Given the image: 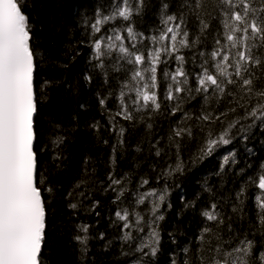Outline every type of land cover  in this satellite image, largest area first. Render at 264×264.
<instances>
[{"label":"trees","instance_id":"1","mask_svg":"<svg viewBox=\"0 0 264 264\" xmlns=\"http://www.w3.org/2000/svg\"><path fill=\"white\" fill-rule=\"evenodd\" d=\"M114 2L116 0H23L24 11L33 25L31 44L37 56V83L41 86L36 117L41 149L39 167L47 177L44 186L50 185L54 189L52 193H44L47 200L42 249L44 264H172L173 259L176 264H183L186 256L195 260L200 244L197 238L205 227H211L212 233L205 234L211 245L205 244L203 255H211L207 248L217 243V234L224 240L233 238V246L247 235L255 241L258 255L264 250L261 247L264 237L258 233L253 235L258 211L255 196L260 190L255 186L247 187L242 204L237 193L246 178L253 176L264 164V126L257 121L250 131H239L241 126L252 123L251 118L244 119L245 109L260 102V98L252 96L249 99L238 84H227L223 93L213 86L207 92L194 93V98L183 101L182 108L190 118L181 123V112L171 114L177 101L165 99L167 86L173 82L166 79L164 73L174 72L178 63L162 54L161 60L166 62L157 65V95L161 108L158 111L151 110V106L145 109L141 107L142 101L133 104L136 93L124 85L130 82L132 71L139 66L120 60L122 54L116 51L111 58L104 59L105 76L96 67L98 61L93 59L94 50L90 46L93 38L90 25L95 22L96 11L108 14ZM202 2L203 7L197 10L198 19L187 8H180L183 0H145L142 11L134 15L132 21L118 19L105 25L102 32L113 27L124 28L131 23L143 37L136 41L125 39L124 45L131 48L135 43L132 50L143 51L150 59L148 53L154 46L145 37L159 35L165 28L160 16L162 3L169 4V14L186 12L189 42L196 43L181 48L173 57L184 56L183 69L189 74L186 87L195 89L196 76L205 60L208 62L205 66L215 73L214 64L219 58L213 59L211 53L218 47L216 38L221 39V44H227L223 36V6L217 7L218 0ZM189 3L194 4L195 0H189ZM201 20L209 25L204 32L200 30ZM123 34L127 36V33ZM235 52L236 49H232L229 53L231 63L235 62ZM113 65L120 71H114ZM251 67L255 72V89L264 88V72L259 67ZM86 76L91 80H86ZM233 79L239 80L235 76ZM122 88L124 103L132 112L133 120L116 115L121 111ZM102 98L105 99L103 105L100 103ZM233 108L235 111L230 110ZM205 114H210L213 119H197ZM236 120L240 123L231 129L230 144L219 146L210 156L193 162L209 132L215 138ZM178 125L190 128L191 136L175 137L173 130ZM120 128L124 129L122 136ZM57 135L63 137L59 146L53 144ZM157 150L160 155L156 154ZM231 153H235V163H232ZM54 156L58 159L54 160ZM225 156H229L227 165L223 163ZM181 161L182 172L165 175ZM110 176L122 183L112 185ZM145 179L148 184L141 186ZM152 189L158 192L166 189L167 196L159 213L164 217L159 221V250L155 256H144L136 248L149 229L145 227L143 232L134 227L124 229L125 222L116 217L115 212L127 209L130 214L139 212L147 220L150 205L147 201L137 204L136 198L138 193ZM121 190L123 195L117 199ZM73 203L76 208L70 207ZM212 204H216V211L223 217L221 225L202 215ZM234 207L236 211H233ZM129 220L135 223L133 215ZM81 225L88 226L87 233L81 231ZM128 231L134 239L124 241L122 236ZM85 235L88 237L86 246L76 239ZM186 247L190 249L187 254L183 251Z\"/></svg>","mask_w":264,"mask_h":264},{"label":"snow or ice","instance_id":"2","mask_svg":"<svg viewBox=\"0 0 264 264\" xmlns=\"http://www.w3.org/2000/svg\"><path fill=\"white\" fill-rule=\"evenodd\" d=\"M144 4L145 0H116L110 6L111 10L108 14L100 10L96 11L95 22L90 25L93 37L90 46L94 50L93 59L98 61L96 67L107 76L104 59L111 58L112 53L116 51L122 54L119 57L120 60L134 66L138 65L139 67H135L132 71L130 82L124 87L136 93L133 104H140L142 101L141 107L148 109L151 106V110L158 111L161 104L157 95V65L166 62L161 60L163 54L174 58L178 63L174 72L164 73L165 78L173 82L167 86L165 99L177 101L171 114L176 115L177 112H181L183 114L181 123L190 118L189 113L184 112L182 108L185 99L194 98V93L207 92L213 86L215 90L223 93L227 84H238L240 90L249 99L252 96L260 98V102L250 109H245L244 119L251 118L252 123L246 127L241 126L239 131H250L256 126L257 121L264 126V88L255 89L253 80L255 72L251 67H259L264 72V0H218L217 7L223 6L221 7L224 17L222 24L225 29L223 36L227 44H221V39L216 38L215 43L218 47L211 53L213 59L219 58L214 64L215 73L205 66L208 63L205 60L201 64L200 73L196 76L195 89L186 87L189 83V74L183 69L184 56L177 54L173 57V54L179 53L181 48L192 47L196 43V41L189 42L186 12L169 14V4L162 3L160 16L165 28L160 30L159 35L145 37L154 46L148 53L150 59L143 51L132 50L135 48V43H132L131 48L124 45L125 39L136 41L138 37H143V33H137L131 23L124 28L113 27L102 32L105 25L118 19L132 21L133 16L142 11ZM25 6L23 0H0V264H44L42 249L47 214V200L44 193H52L54 190L50 185L44 186L47 177L42 174L39 167L41 149L38 145L36 117L41 86L37 83V56L31 44L33 25L29 14L24 11ZM202 7V0H195L194 4L189 3V0H183L180 5V8H187L189 12L195 13L198 19L200 14L197 10ZM208 26L201 20V32H204ZM123 33H127V36ZM198 40L199 37H197ZM117 41L121 43L117 44ZM157 44L160 46L155 47ZM232 49H236L234 63L230 62L229 53ZM229 68L232 69L231 72L228 71ZM113 70L120 71V68L113 65ZM233 76L238 77L239 80L233 79ZM219 77L224 79L221 80ZM85 79L91 80V77L86 76ZM173 85H175L174 89ZM180 93L187 95H176ZM120 95L121 111L116 115H122L126 120H133L132 112L123 100L125 95L123 88ZM229 95L232 93L230 92ZM100 103L103 105L105 99H100ZM240 106L244 107V105ZM230 110L235 111L234 108ZM221 115H226V113H221ZM197 119L209 121L213 117L205 114ZM239 123V120L230 122L227 128L215 138L209 132L208 138L199 150L198 157H194L193 162L197 158L203 159L210 156L219 146L230 144L233 138L231 129ZM148 127L151 128L152 125L148 124ZM123 132L124 129L120 128L121 136ZM173 134L175 137H182L185 134L191 136V129L178 125L173 130ZM247 138V136L243 137L245 140ZM169 139L172 140L173 137L170 136ZM120 142L123 143V140L121 139ZM61 143H63V137L57 135L53 144L59 146ZM156 154L160 155V150H157ZM230 155L233 157L232 163H235V153ZM53 159H58V156H54ZM223 163L229 164V156L223 158ZM183 167L181 161L165 175L182 172ZM109 179L112 185L122 183L120 179L112 176ZM146 184L148 180L145 179L141 186ZM250 186H255L260 190L255 196L258 211L256 230L253 235L258 233L264 237V199H262L264 197V164H261L259 170L253 176L247 177L242 184L237 193V199L241 204L245 189ZM121 195H123V190L117 195V199ZM166 196V189L162 192L152 189L138 193L136 203L143 204L147 201L150 205L147 209V220L139 212L130 214L127 209L115 212L116 217L125 222L124 229L134 227L138 232H143L145 227L149 229L146 237L141 238L136 248V251L143 253L144 256H155L159 250V221L164 218L163 214L159 213ZM70 207L76 208L77 205L73 203ZM216 207V204H212L210 210H204L202 215L208 221L221 225L224 220L216 211ZM236 210L234 207L233 211ZM130 215L135 217L134 224L129 220ZM80 228L81 231L87 233V225H81ZM229 231H231L230 225ZM210 233H212L211 227L203 228L197 238L200 244L196 249L195 260L191 256H186L183 264H264V250H260L257 255L256 243L253 239H248L247 235L233 246V238L224 240L221 235L217 234L215 236L217 243L207 248L211 255H203L206 250L205 244L211 245V240L205 235ZM76 239L81 245L86 246L88 241L86 235L77 236ZM122 239L131 241L134 237L131 231H128L124 233ZM261 247L264 249V245ZM145 248L148 249L147 252L144 251ZM183 251L187 254L190 249L186 247ZM172 264H176L175 259Z\"/></svg>","mask_w":264,"mask_h":264},{"label":"rangeland","instance_id":"3","mask_svg":"<svg viewBox=\"0 0 264 264\" xmlns=\"http://www.w3.org/2000/svg\"><path fill=\"white\" fill-rule=\"evenodd\" d=\"M121 43V42H120ZM137 86H139V85H137Z\"/></svg>","mask_w":264,"mask_h":264}]
</instances>
